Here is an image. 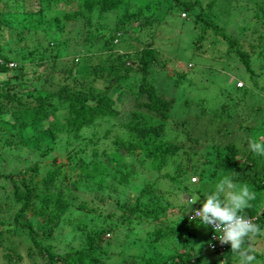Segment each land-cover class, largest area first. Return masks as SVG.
Masks as SVG:
<instances>
[{
	"label": "trees",
	"instance_id": "trees-1",
	"mask_svg": "<svg viewBox=\"0 0 264 264\" xmlns=\"http://www.w3.org/2000/svg\"><path fill=\"white\" fill-rule=\"evenodd\" d=\"M168 1L166 13L177 7L181 10L183 18L190 17L196 25L198 32L192 44L194 53H208L210 49L203 45L205 37L210 32L214 35L220 34V40L228 45L226 53L233 52L244 65L253 87L257 88V74L254 73L250 60L255 53L249 54L239 47L232 49L235 46L233 38L223 32L211 14L209 16L205 12V9L214 6V1L209 2L205 9L197 0ZM59 3H63L65 8H75L65 9L50 18L49 13L53 9L57 12L61 10L56 7ZM146 7L130 5L126 0H0V57L15 65L0 68V74L4 76L0 79V119L10 116L19 120L18 123H11L13 128L17 127V133L12 139L8 137L5 141H12L11 145L14 147L27 145L22 132L30 129L35 135L30 137L27 146L37 153L36 160L22 169L6 171L0 166V179L6 180L10 185L9 199L16 207L11 214L13 228L0 231V246L1 242L8 241L6 235H13L18 230L27 236L31 244L30 249L35 251L42 264H104L99 258V255L105 252L101 237L112 231L117 223L108 220V215L103 214V207L92 206L90 203L88 205L82 195L73 193L68 187V184H72L76 190L84 186L85 189L93 188L97 193L101 192L103 196H94L95 198L90 199L91 202H102L105 196L110 197L120 210L117 215L120 225L132 226L139 221L155 223L152 231L147 233L144 250L140 257H137L141 264H195V261L191 263L192 256L198 260L191 240L194 234L187 223L199 222L189 219V214L204 201H196L190 196L182 197L177 201V207L172 204V208H177V213L181 215L178 214L170 224L162 223L158 218L162 207L159 198L153 193V183L161 178L175 185L179 194L190 191L200 193L201 190L195 185L197 180L204 183L206 179L216 176L218 171H223L230 173L233 182L245 183L255 192H264V161L261 169L258 163L264 156L256 155L250 148L240 157L241 152L233 143L225 144L222 151L218 145H214V159L208 157L201 165L199 162L184 165L174 161L180 146L163 137L167 131L166 121L171 117L174 98L166 99L159 93L149 74L155 67H159L158 70L164 78L177 85V81L187 76V71L179 68L180 73H173L168 62L177 65L178 63L173 62L174 57L163 58L154 48V31L159 24V18L155 14L146 13ZM60 21L66 24L80 22L78 29L81 30V38L78 47L83 48V54L80 53L81 50L78 51L90 60L80 72L75 71L78 62L73 60L67 69L61 71L60 80L63 82H57L55 89L40 95L38 89L44 88L49 75L33 73L27 81L22 67L17 66V57L14 61L13 55L10 57L5 54L4 49L8 45L4 34L6 30L16 31L17 34L25 29L48 33L46 28L51 22ZM141 32H147L150 40L138 49L131 52H119L115 49L118 42L124 41L127 44L132 39L136 40ZM53 43L65 44L63 41L54 40ZM261 47L256 52L258 59L259 55H264V41ZM35 51L32 50L28 54L33 55ZM98 51L100 55H104L102 58L96 56L95 52ZM96 57L98 62L92 60ZM45 58V55L37 57L36 66L45 67L49 62V68H55L54 61L57 57L48 58V61ZM13 80L15 82H12ZM98 81H101V87L96 85ZM236 89L247 92L245 86ZM259 91L264 93V83L259 87ZM127 102H132L130 110L119 116L118 105L124 106ZM233 102L225 100L219 104L216 110L208 114L209 121L216 124L229 121L232 118L229 110ZM1 123L4 126L1 130L8 129L7 120L1 119ZM180 124L188 126L184 120L180 121ZM200 129L202 131L194 137L188 130L183 129L182 132L191 145L204 140L200 135L206 132L203 128ZM58 146L63 148L65 161L59 158L60 163L56 164ZM211 153L208 152L207 156ZM187 154L188 151H182L183 158L191 161ZM45 156H51V163H42ZM128 160L139 161L140 165H145L158 174L153 183L144 184L135 197H126L124 193L130 185L132 173L135 172L133 166L127 163ZM169 161L174 162V172L161 174L160 171L167 167ZM211 165L212 170L207 169V166ZM242 166L244 169L240 173ZM66 168L69 169L68 177ZM42 170V175L35 179ZM231 172H235L237 176H232ZM192 177L195 182L191 181ZM107 179L110 180L108 185ZM108 186L112 189L107 192ZM255 196L257 197L256 194ZM255 207L252 205L241 214L250 219L254 218L252 222L261 229L264 225V211H257ZM73 212H84L82 217L85 218V224H82L81 228H88L84 245L73 252L58 253L37 238L39 234L51 236L64 224L65 217ZM94 212L95 218H101L100 222L92 219ZM171 236L181 237L186 241L185 246L189 248L187 253L180 252L168 257L162 255L161 246H164ZM209 239L208 235V249L211 250ZM228 245L222 252L215 249L211 251L219 256L223 255ZM10 247L12 244L3 248L11 249ZM35 262L37 263V259L34 258L33 264Z\"/></svg>",
	"mask_w": 264,
	"mask_h": 264
},
{
	"label": "rangeland",
	"instance_id": "rangeland-1",
	"mask_svg": "<svg viewBox=\"0 0 264 264\" xmlns=\"http://www.w3.org/2000/svg\"><path fill=\"white\" fill-rule=\"evenodd\" d=\"M130 5H144L147 6L146 13L155 14L159 18V24L155 27L154 31V48L160 53L163 58H173V62L177 65L171 64L173 73H180L179 68H184L187 71V76L177 81V85H174L172 80L164 78L163 74L159 72V67H155L150 72L149 78L152 80L156 90L161 93L166 99L174 98V104L171 110V117L166 121L167 131L164 132L163 137L172 141L176 145L180 146L179 153L175 162L182 164H190L191 162H199L201 165L203 160L213 156L212 146L218 145L219 150L225 144L233 143L237 145L240 150L239 156H242L247 148H249V140H259L264 137V93L259 91V87L264 83V55L256 54L262 47V41H264V0H197L205 9L209 2L214 1L212 8L205 9V12L211 14V17L215 19L219 27L223 32L233 38L235 46L239 47L242 51L247 53H255L250 57L251 66L255 74L257 88L252 85V80L247 77L245 67L234 56L233 52L226 53L227 43L222 39L221 35H214L212 32L205 37L204 47L210 49L208 53L193 52V41L197 35L196 25L193 23L190 17L183 18L181 10L177 7L172 8L167 13L165 8L168 5V0H126ZM63 3H59V12L53 9L49 13L50 18H54L58 13L63 10H72L75 6L64 7ZM54 7V8H56ZM192 16V14H189ZM110 21V20H109ZM106 22V21H105ZM111 22V21H110ZM80 22L64 23L63 21L51 24L46 28L48 33L38 31L35 29H25L17 34L13 30H6L5 39L7 40V47H5V54L12 56L17 61V66L20 65L25 73V79L30 78L33 73L48 74L49 77L45 83L44 88H39L38 93L44 95L47 92L52 91L57 87V82L62 83L60 80L61 71L67 69L72 61L78 62L75 71H83L87 65V58L79 54L78 50L82 49L78 47L81 35L79 34ZM62 28H64L62 30ZM79 28V29H78ZM219 39H216L218 38ZM135 37V36H134ZM54 41H63L65 44L56 45ZM149 34L147 32H141L136 37V40H131L129 43L120 41L115 44V49L119 52L134 51L138 49L143 43L149 41ZM210 41L212 43H210ZM258 41H261L258 42ZM53 43V44H52ZM214 46V48L212 46ZM259 45V49H258ZM253 46V49H251ZM46 48V49H45ZM220 48V49H219ZM216 49V50H215ZM264 49V47H263ZM36 50L34 54L30 55V51ZM12 53V54H10ZM58 53V55H56ZM96 56L101 58L100 52H95ZM45 55V59L55 58V68H49V62L47 66H36L38 62L37 57ZM23 56V59H21ZM98 62L97 57L92 59ZM53 61V60H52ZM188 64V67H187ZM103 65L101 64V69ZM169 68V67H168ZM159 72V73H158ZM4 78L0 74V79ZM69 81V79H68ZM12 82H15L13 80ZM179 82V83H178ZM39 84V83H38ZM98 87H101V81L96 83ZM13 86V85H11ZM245 86L246 93L237 90L236 88ZM239 97H241L239 99ZM234 101L230 107V114L232 118L229 121H224L220 124L210 122L208 114L213 110H216L223 101ZM241 100V102H240ZM132 102H127L124 106L118 105V114L123 116L125 112L129 111ZM236 103V104H235ZM130 107V108H129ZM238 112V113H237ZM235 114V115H234ZM58 117H60L58 113ZM1 119L7 120L9 123L6 125L8 129L1 130ZM0 119V166L6 171L22 169L27 164L36 160L34 150L28 145L30 137L33 134L30 129L23 130L22 137L26 138V144L23 146L14 147L12 141L7 143L5 140L10 137H14L17 133V127L13 128L11 123H18L19 120L10 116H3ZM186 121L188 126H182L180 121ZM15 126L17 124H14ZM203 128L206 132L201 134L200 137L204 138L198 144H190L183 134V129L188 130L191 136L197 135ZM195 129V130H194ZM249 129V130H245ZM62 139V138H61ZM60 143V142H58ZM191 148V150H190ZM195 150V151H193ZM182 151H188V156L191 158L189 161L187 158H183ZM196 154H195V153ZM208 152H212L207 156ZM58 160L56 164L60 163L59 158L63 159V148L58 146L56 152ZM194 156V157H193ZM258 161L259 169L263 166L264 157ZM63 161H65L63 159ZM43 164L51 163V156H45L42 160ZM129 166H133L135 172H133L130 178V185L124 191L125 196L135 197L138 195L139 190L144 184L153 183L155 177L158 175L154 170H151L145 165H140L139 161L128 160ZM174 162L168 163L167 167L160 171L161 174L167 172H174ZM199 165V166H200ZM212 165L207 166V169L212 170ZM69 175V169L66 168ZM131 169V167H130ZM242 173L244 166L240 168ZM258 169V170H259ZM248 170V169H247ZM132 171V169H131ZM42 171L38 173L37 178L42 175ZM247 172V171H246ZM208 174V170H206ZM193 176V175H192ZM195 176V175H194ZM223 176H230V173L218 171L216 176L208 178L204 183H200L199 180L195 182V185L201 190L200 193L194 191L181 193L177 192L175 185H172L169 181L159 178L156 183H153L152 189L157 199L161 203V210L158 214L159 221L162 223H171V220H175L178 217L177 208L173 209L172 204L177 207V201L183 198L192 197L196 201H204L205 197L215 190V185L219 182ZM110 180L107 179V185ZM237 185H243L242 183L234 181ZM245 184V183H244ZM69 189L77 194L82 195L83 199H86L92 206L103 207V214L108 215V220L117 223L113 227L112 231L102 235L104 253L99 255L101 263L104 264H141L140 257L141 252L144 250L143 246L147 241V233L151 232L154 228L152 222L139 221L133 223L132 226L120 225L117 221V215L120 214V210L114 205L113 200L108 196H105L102 202L99 200L90 201V199L102 197L101 192H96L92 189H85L84 186H80L77 190L74 189L72 184H68ZM107 187V186H106ZM106 187L104 189H106ZM257 197L251 201V204L257 211H264V192H255L252 187H249ZM111 187L108 189L111 191ZM120 190V189H119ZM76 195V194H74ZM10 198V185L7 181L0 179V231L12 229L11 214L16 207L12 204ZM223 199V195L221 196ZM90 201V202H89ZM98 209V208H97ZM92 214V219L96 220V212ZM113 213V214H112ZM84 212H73L65 217L64 224L61 225L51 236L37 235V238L42 241L43 244L49 245L55 252L66 253L73 252L78 247L84 245V236L86 230L82 229V224H85V218L82 216ZM105 217V216H104ZM95 218V219H94ZM106 218V217H105ZM34 219H31L33 221ZM99 222L101 218L97 219ZM188 227L193 231L194 236L191 238L198 260L192 256L191 263L195 261V264H221V261L226 260V264H240V257L238 254H233L231 245L229 244L226 252L223 255L216 254L208 249V235L209 229L203 226L200 222H188ZM130 227H132L130 229ZM264 231V225L261 228ZM8 241L1 242L0 246V264H33V259H37V263L42 262L36 257L35 251L30 249V242L27 240V236L21 231H16L15 234L6 235ZM181 237L171 236L166 241L164 246H161L162 255L168 257L180 252H186L189 248L185 246ZM248 243L255 249L254 255L256 257L253 264H264V235H256ZM12 244L11 249L3 248ZM142 248V249H141ZM187 253V252H186ZM134 256V257H132ZM194 257V258H193Z\"/></svg>",
	"mask_w": 264,
	"mask_h": 264
},
{
	"label": "clouds",
	"instance_id": "clouds-1",
	"mask_svg": "<svg viewBox=\"0 0 264 264\" xmlns=\"http://www.w3.org/2000/svg\"><path fill=\"white\" fill-rule=\"evenodd\" d=\"M249 148L256 155L264 156V137L249 140ZM231 173L237 176L235 172ZM255 198L247 184L237 185L231 176H223L190 219L199 220L206 228L212 227L217 234L213 239H218L222 245L230 244L232 253L239 255L240 264H253L255 249L248 242L256 235H264V231L241 213L252 207L251 201ZM221 264H226V260Z\"/></svg>",
	"mask_w": 264,
	"mask_h": 264
},
{
	"label": "built area",
	"instance_id": "built-area-1",
	"mask_svg": "<svg viewBox=\"0 0 264 264\" xmlns=\"http://www.w3.org/2000/svg\"><path fill=\"white\" fill-rule=\"evenodd\" d=\"M15 65H14V63L13 62H11V61H8V62H6V61H4V59H2L1 57H0V68L1 67H14ZM0 72H1V70H0ZM191 181L192 182H195V178L194 177H192L191 178ZM189 202H191V199H189L188 200ZM201 206L202 205H199V206H197L196 208H194L191 212H190V214H189V219H190V217L192 216V215H194V212H195V210H199L200 208H201ZM250 219V218H249ZM251 220H254V218H251ZM209 230H210V234H209V240H210V244H209V248L211 249V250H218V251H220V252H222V251H224L225 250V247H226V245H222L220 242H219V240L218 239H213V237L214 236H216L217 234L214 232V229L212 228V227H209Z\"/></svg>",
	"mask_w": 264,
	"mask_h": 264
}]
</instances>
